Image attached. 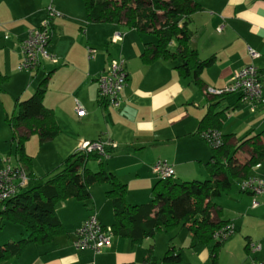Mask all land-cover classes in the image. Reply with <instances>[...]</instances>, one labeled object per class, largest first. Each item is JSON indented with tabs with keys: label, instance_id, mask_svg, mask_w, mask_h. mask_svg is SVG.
Segmentation results:
<instances>
[{
	"label": "crops",
	"instance_id": "crops-1",
	"mask_svg": "<svg viewBox=\"0 0 264 264\" xmlns=\"http://www.w3.org/2000/svg\"><path fill=\"white\" fill-rule=\"evenodd\" d=\"M199 1L202 9L189 22L190 46L198 51L201 59L212 58V61L196 76L186 77L177 68L181 58H160L151 64L143 61L145 43L156 41L150 35L146 39L119 22L89 21L84 0H0V77L8 76L0 80V168L6 159L17 164L16 144L7 115L15 110L18 100L36 91L42 74L43 78L49 76L44 104L55 111L61 127L54 139L66 154L80 149L86 141L104 138L114 142L118 149L105 157L106 169L111 168L128 184L134 179L142 180L139 188L128 186V200L132 203L153 196L157 179L151 169L158 160L171 164L174 178L180 181L188 173H203L202 169H207L213 152L199 131L201 121L210 110L225 116L222 131L232 134L230 142L234 144L260 133L264 129V104L255 107L240 92L220 95L212 89H224L236 71L254 63L259 68L264 93V0ZM50 5L61 13L52 18L53 35L48 45L59 61L43 59L35 70H20L22 42L32 29L43 23ZM117 33H124L122 40L115 39ZM250 48L258 53L257 57L251 54ZM119 57L126 59L127 85L118 95L119 105H101L98 78L110 60ZM34 76L37 80H32ZM10 80L12 87L7 83ZM77 102L87 111L84 117L76 112ZM23 130L20 129L21 134ZM114 156L126 158L127 164L117 166L118 159ZM235 157L239 163L247 160L250 145L245 144ZM32 165L26 168L34 174ZM263 167L261 162L252 170ZM108 186L107 182L95 184L88 205L73 198L59 203L57 213L65 231L51 242L30 244L18 264H213L211 247L202 243L191 245V233L186 237L188 244L181 241L182 246L172 238L164 253L174 246L175 252L181 255L180 261L167 263L164 255L154 254L155 236L159 232L173 235L179 228L170 232L161 230L138 244L114 235L111 246L102 252L76 249L73 244L76 232L92 212L97 213L104 225L113 224ZM243 193L246 194L235 195L241 204L236 210L216 201L222 218L233 223L237 232L220 246L217 264L264 263V194ZM26 234L22 230V237ZM145 242L151 245L146 248ZM252 244L259 248L253 249ZM187 245L193 252H185ZM149 249L157 258L152 263L146 260Z\"/></svg>",
	"mask_w": 264,
	"mask_h": 264
},
{
	"label": "trees",
	"instance_id": "trees-1",
	"mask_svg": "<svg viewBox=\"0 0 264 264\" xmlns=\"http://www.w3.org/2000/svg\"><path fill=\"white\" fill-rule=\"evenodd\" d=\"M84 2L89 21L119 22L143 36H156L155 42L145 43L141 55L145 63L151 64L160 58H181L182 62L177 68L181 75L188 77L196 76L212 61V58L201 59L198 51L190 46L192 31L189 22L192 15L202 9L199 0ZM121 34L123 38L124 33ZM174 41L177 42L175 49L172 48ZM7 78L8 76L3 75L0 80ZM196 79L199 80V76ZM48 82L49 76L43 78L36 91L30 97L18 100L15 110L7 115L6 120L13 130V140L16 144L17 165L24 168L33 163L25 149L30 135L36 133L41 141H47L56 138L61 131L55 111L44 104ZM223 94L226 93L220 95ZM98 102L104 106L112 105L101 97L100 93ZM212 107L213 105L211 109ZM224 119L222 114L210 110L200 125V135L211 145L213 152L206 164L211 177L205 180L181 181L175 179L174 175L167 178L158 177L153 186L152 199L146 203L130 202L127 183L113 171L106 169L104 159L117 151V146L107 145L106 155L100 151L81 148L71 153L64 160L63 166L52 171L44 181L30 188H23L0 207V222L19 224L27 232L20 240H9L0 245V262L22 256L32 243L53 241L65 231L57 213L58 204L73 198L88 205L93 197L92 187L107 182L111 185L107 195L113 203L114 222L111 227L114 235L128 238L138 244L161 230L170 232L185 228L192 234L191 245L202 243L211 247L213 264H217L220 246L233 233L226 238L217 234L221 229L228 231L232 223L222 218L221 209L215 199L222 196L232 186L233 181L250 176L252 168L264 162V129L234 144L230 142L232 134H224L222 131ZM22 128L24 132L21 134ZM245 144L250 145V157L239 163L235 156ZM91 159L99 161L98 170L89 166ZM28 174L34 177L33 172ZM151 252L153 251L149 249L146 257L149 263L157 259ZM180 259L181 255L175 252L174 246L163 257L167 263L178 262Z\"/></svg>",
	"mask_w": 264,
	"mask_h": 264
},
{
	"label": "built area",
	"instance_id": "built-area-1",
	"mask_svg": "<svg viewBox=\"0 0 264 264\" xmlns=\"http://www.w3.org/2000/svg\"><path fill=\"white\" fill-rule=\"evenodd\" d=\"M61 13L50 5L48 7V16L43 23L29 32L28 37L22 42V60L19 64L20 70H35L41 65L43 59H48L53 63L59 61V57L53 55L48 48L50 39L53 35L52 18L59 16ZM219 27L218 30H222ZM115 39L121 40L122 34L117 33ZM255 57L258 53L253 49H249ZM99 93L100 96L109 101L112 105H119L118 95L126 87L128 81V71L125 59L113 58L109 62L105 72L99 76ZM213 93H232L240 92L242 98L249 100L253 106L264 104L263 84L259 68L254 64H248L236 71L229 84L224 89H212ZM76 112L80 117H84L87 113L86 109L77 102ZM214 133V135H216ZM217 142H219L217 140ZM115 147L116 144L111 140L86 141L81 149L100 151L105 154L106 146ZM257 166V165H256ZM153 171L158 177L167 178L174 175V168L167 161L158 160L153 165ZM30 182V176L26 168L12 164L9 159L2 168H0V207L3 203L12 198L18 191L25 188ZM240 189L243 192L253 194H264V178L248 176L240 182ZM254 200V205H257ZM233 225V224H232ZM230 225L228 231L221 229L217 234H221L224 238L234 233V226ZM113 229L111 226L104 225L93 213L85 219L83 224L76 232V238L73 242L78 250L90 249L94 252H102L112 244ZM253 249L259 248L252 244ZM252 264H264L263 262H254Z\"/></svg>",
	"mask_w": 264,
	"mask_h": 264
},
{
	"label": "rangeland",
	"instance_id": "rangeland-1",
	"mask_svg": "<svg viewBox=\"0 0 264 264\" xmlns=\"http://www.w3.org/2000/svg\"><path fill=\"white\" fill-rule=\"evenodd\" d=\"M124 27H126V26H124ZM126 29H129V28L126 27ZM126 29L124 28V30L128 32L129 30H126ZM149 35L150 34L144 35L143 37L148 39ZM150 36L152 37V39L156 40V36H154V35H150ZM173 43L176 44L177 42L174 41ZM172 48L175 49L176 47L173 45ZM99 51H101V50L99 49ZM103 52L106 53V49ZM18 68H19V66H18ZM40 76L41 77L39 79V82L42 80L43 74ZM36 78L37 77L34 76L32 80H37ZM7 83H8V85H10V87H12L11 86L12 85L11 80ZM17 85H18V83L16 82L15 86H17ZM234 93H237V92H232V93H229L228 95L234 94ZM247 134H249V133H247ZM40 141H41V139H40L39 135H37V134L35 136H32L31 139L29 138L26 141V144H27V151L26 152L30 155V157L33 160L32 168L34 170L35 179H31V181L25 187V189L41 183L42 180L44 181L45 178L47 177V175L52 173V171L58 170V168L62 167L64 164L63 163L64 160L72 153V151L70 153H67V154L64 153V148L60 147L57 139H53L50 141H48V140L47 141H41L42 144ZM205 143H207V142L205 141ZM207 145H208L209 149H211V145L209 143H207ZM123 150H124V147H123V149H121V151H123ZM117 157L118 156H114L115 159H118V160H115L116 161L115 163L117 164V166H122V165L124 166V164H127V160H125L126 158H117ZM12 160H13V162H15V158H12ZM108 161H109V159H108ZM107 162H106V166H109L108 165L109 162L108 163ZM89 166L93 170L99 169L98 161H96L94 159L90 160ZM109 169L112 170L111 168H109ZM202 172L203 173H196V174H193V173L189 174L188 173L186 175V177H182V180H193V179L205 180L206 178L211 177V175L208 172V170L206 169V167L202 169ZM151 173L158 180L156 174L153 172L152 169H151ZM250 176L264 178V167H263V169H258V170L253 169L250 172ZM241 180L242 179H237L236 181H233L232 186L230 188H228L227 191H225L222 196L217 197L215 199V201L220 202V203L225 202V204H228V206H230V210H236L237 207L241 208L240 202L237 201V199L235 197V195L244 196L246 194V193H243L240 191ZM141 183H142V180H139V182H138L134 179L131 183H129V184L127 183V185L128 186L130 185L129 189L130 188L135 189V188H139ZM108 185H109L108 188L110 189L111 185L109 183H108ZM151 199H152V197H150V199H140L139 201H134V202L146 203V202L150 201ZM93 213L97 214L96 212H92L91 214H93ZM107 226H111V225L107 224ZM22 230H24V227L19 225V224L11 223L8 221L1 222L0 223V245L8 242L9 240H20L22 238ZM188 234H190V231L185 229V228H179V230L175 231L173 235L168 234L166 232H159L155 236V242L153 241V243H154V254L157 256H163L165 251L167 250V248L169 246V242L172 241V238H173V240L174 239L176 240V244L179 246H182V244H184V243L188 244V240L186 238ZM235 234H237V232H235ZM235 234L233 233V235H235ZM158 236H159V238L156 242V239ZM232 236H230V237H232ZM181 241H183L184 243H182ZM145 244H147V242H145L144 245ZM172 244H173V242H172ZM150 245H151V243L147 244L146 248L149 247ZM198 249H201V247H199ZM188 251L193 252L192 248H189L187 245L185 252H188ZM20 258L21 257H12L11 259L6 260V262H0V264H18V262L20 261Z\"/></svg>",
	"mask_w": 264,
	"mask_h": 264
}]
</instances>
